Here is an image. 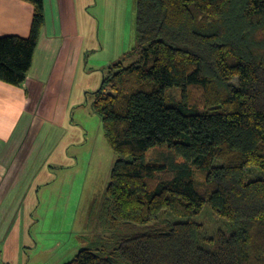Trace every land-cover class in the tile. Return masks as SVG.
Listing matches in <instances>:
<instances>
[{
    "label": "trees",
    "instance_id": "16d2710c",
    "mask_svg": "<svg viewBox=\"0 0 264 264\" xmlns=\"http://www.w3.org/2000/svg\"><path fill=\"white\" fill-rule=\"evenodd\" d=\"M23 1L29 36H0L14 86L45 24ZM92 94L116 159L98 235L64 264H264V0H137L135 45ZM205 203L229 232L201 233Z\"/></svg>",
    "mask_w": 264,
    "mask_h": 264
},
{
    "label": "rangeland",
    "instance_id": "374dc122",
    "mask_svg": "<svg viewBox=\"0 0 264 264\" xmlns=\"http://www.w3.org/2000/svg\"><path fill=\"white\" fill-rule=\"evenodd\" d=\"M96 1L86 3L89 13L106 6L110 10L99 23L94 20L93 28H82L85 41L71 82L66 120L61 130L52 129V134L58 131V139L47 140L55 143L47 147L44 166L36 164L33 180L14 189L20 198H5L0 203V264H64L98 235L99 206L116 155L92 108V92L111 63L135 45L137 0ZM171 92L177 96V91ZM50 127L47 124V132ZM155 154L151 149L147 156L150 159ZM247 172L259 174L253 168ZM194 176L198 183L203 181V173L196 168ZM192 219L201 224L205 237L230 231L227 221L207 203Z\"/></svg>",
    "mask_w": 264,
    "mask_h": 264
},
{
    "label": "crops",
    "instance_id": "0c3cea01",
    "mask_svg": "<svg viewBox=\"0 0 264 264\" xmlns=\"http://www.w3.org/2000/svg\"><path fill=\"white\" fill-rule=\"evenodd\" d=\"M87 2L43 0L45 24L25 83L14 86L0 81V203L20 198L14 189L33 180L36 164L44 166L47 147L55 143L47 140L58 139V131L52 134V129L64 126L71 82L85 41L82 28H93L94 20L99 23L110 10L106 6L91 14ZM32 17L30 3L0 0V36H29ZM47 124L51 125L48 132Z\"/></svg>",
    "mask_w": 264,
    "mask_h": 264
}]
</instances>
